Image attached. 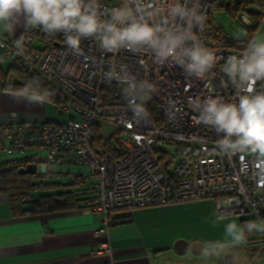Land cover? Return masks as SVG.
Instances as JSON below:
<instances>
[{
    "label": "built area",
    "instance_id": "1",
    "mask_svg": "<svg viewBox=\"0 0 264 264\" xmlns=\"http://www.w3.org/2000/svg\"><path fill=\"white\" fill-rule=\"evenodd\" d=\"M215 1L195 0L206 19L193 32L217 58L203 77L189 75L171 60L158 63L151 52L105 51L95 38L82 39L81 51L74 53L64 43L62 32L49 36L39 27H25L18 39L0 32V64L9 63L10 69L41 81L60 114H69V120L50 124L16 122L17 114H10L11 122L0 126V156L8 157L0 162V172L35 165L36 175L46 178L54 174V167L66 164V155L73 156L70 163L89 167L90 173L65 176L74 181L92 178L94 195L83 209L101 218L97 236L108 235L117 212L197 200H212L218 216L246 217L243 224L264 221V178L259 163L246 153L219 154L216 141L220 136L197 122L195 108L196 101L210 96L235 100L236 89L222 69L229 56L243 55L251 39L264 37V0H233L243 6L236 14L243 37L236 39L210 26ZM247 2L261 5L246 9ZM100 3L103 10L120 7L123 0ZM171 3L144 0L150 22L166 15L164 9ZM21 39L17 48L16 41ZM110 73L154 86L147 99L152 106L145 102L147 120L134 118L129 101L139 103V99L126 95L127 85L110 78ZM256 87H262L260 82ZM5 90L20 92L14 86ZM104 119L113 120L115 132L108 140L111 144L94 151L91 129ZM229 200L231 205L225 206ZM89 259L115 264L109 239L93 248Z\"/></svg>",
    "mask_w": 264,
    "mask_h": 264
},
{
    "label": "clouds",
    "instance_id": "2",
    "mask_svg": "<svg viewBox=\"0 0 264 264\" xmlns=\"http://www.w3.org/2000/svg\"><path fill=\"white\" fill-rule=\"evenodd\" d=\"M164 10L166 15L160 16L158 22H150L145 14L144 0H123L120 7L103 10L100 0H0V32L12 34L18 26L39 27L49 36L62 32L64 43L74 53L81 51L82 39L95 38L105 51L151 52L158 63L171 60L189 75L203 77L215 66L217 59L193 32L196 26L203 25L206 17L199 12L195 0H172ZM22 43V39L17 40V48ZM222 71L236 89V98L225 102L222 97L210 96L203 102L196 101L197 122L220 136L216 141L219 154L253 156L264 178V37L251 39L243 55L229 56ZM109 76L127 85L126 95L139 99V103L129 101L134 118L147 120L149 113L145 101L154 86L147 81L136 82L134 77L112 73ZM257 82L262 86L259 89ZM11 94L17 100L24 99L32 104L45 103L52 95L47 90H39L35 81ZM231 203L229 200L225 206ZM224 218L220 215L217 220ZM254 230L264 232V221H249L243 225L230 222L225 226L226 237L230 238L227 243L232 247L245 244L246 233ZM223 247L220 243L206 244L204 255L218 256L217 249Z\"/></svg>",
    "mask_w": 264,
    "mask_h": 264
},
{
    "label": "crops",
    "instance_id": "3",
    "mask_svg": "<svg viewBox=\"0 0 264 264\" xmlns=\"http://www.w3.org/2000/svg\"><path fill=\"white\" fill-rule=\"evenodd\" d=\"M23 27L18 26L11 35L20 38ZM4 64H0V126L11 122L12 113L17 114L16 122L55 123L45 116L46 103L17 100L5 90L7 86L15 87L18 79L17 82L16 79L10 82V65L4 68ZM66 156V164H71L74 157ZM90 184L87 182V186ZM207 202H211L208 208L214 215V202ZM135 211L115 213L108 235L97 236L101 218L88 214L82 207L51 214L13 217L8 195L0 194V264H97L89 259V254L107 239L115 254V264H179L176 255L188 254L190 250L179 254L175 246L147 243L142 230L136 226L133 237L125 233L126 228L131 227L129 223L141 214ZM128 216L129 219L126 218ZM188 243L191 245V242ZM216 258L215 264H223L220 253Z\"/></svg>",
    "mask_w": 264,
    "mask_h": 264
},
{
    "label": "rangeland",
    "instance_id": "4",
    "mask_svg": "<svg viewBox=\"0 0 264 264\" xmlns=\"http://www.w3.org/2000/svg\"><path fill=\"white\" fill-rule=\"evenodd\" d=\"M223 2L228 3L229 0H221V4ZM213 17L215 27L221 30L224 35L226 34L232 39L243 37V29L237 18L228 13L227 10L218 9L215 11ZM4 66V68H8L9 63H5ZM10 75V82L15 79L17 82L18 74L13 69H11ZM45 103V116L48 119L54 122L69 120V114L61 115L54 103L50 101ZM97 126H99L100 135L104 141H108L115 132L113 120L111 119L100 120ZM16 157L18 155L13 156V158ZM7 158V156L1 155L0 162H4ZM89 173V167L74 166L67 163L63 166L54 167L53 178L49 179V181L68 184L71 181L69 175L88 176ZM65 174L69 175L65 176ZM86 181L88 184L92 183V178L87 177ZM36 195L38 196L37 193ZM209 203L204 200H197L182 204L138 209L141 214L137 218L134 216L135 221L129 223L131 227H127L125 233H129V236L133 237L132 235L136 226V228L138 227V229L142 230L147 243H156L162 247L172 246L174 248L177 241L200 242L204 245V248L209 243H220L224 244V247L217 249V251L223 256V264L228 258H232L231 264H264V238L257 241L252 240L251 237H247L245 244L235 247L227 243L230 238L226 237V224L234 221L238 225H241V221L246 217L234 216L217 220L218 214L214 212L213 215L208 208ZM138 211L136 210L135 212ZM259 234H264V232L256 231V235ZM176 258H178L176 260H178L179 264H215L217 260L216 255L206 257L203 252L200 256H193L190 251L185 255H176Z\"/></svg>",
    "mask_w": 264,
    "mask_h": 264
},
{
    "label": "trees",
    "instance_id": "5",
    "mask_svg": "<svg viewBox=\"0 0 264 264\" xmlns=\"http://www.w3.org/2000/svg\"><path fill=\"white\" fill-rule=\"evenodd\" d=\"M212 5V10L209 14L210 26L214 24L213 15L216 10L225 9L232 16L236 17V14L243 8L242 4H234L233 0H229L228 3L223 2V4L219 0H216ZM257 5L259 6L261 4L247 2L245 6L246 9H251V7ZM219 32L221 35L223 34L221 30ZM15 72L18 74V83L15 85L18 90L22 91L30 81H35L39 90H47L50 92L41 81L18 71ZM49 101L54 104L56 102L52 95L47 102ZM145 102L149 106H152L147 100ZM91 131L90 143L94 151L103 147L105 143L107 145L111 144V142L102 139L99 126H94ZM20 171L16 166L0 172V194L8 195L13 217L51 214L54 212L78 209L79 207L83 208L85 202L94 195L95 190H93L92 183L87 186L86 179L81 177H78L76 181L70 179L71 181L68 184H62L50 182L49 179H52L53 175L43 178L38 174L22 175ZM126 218L129 219L130 217L128 216ZM243 222L244 220L241 221V225H243ZM246 236L251 238L253 236L252 239L257 241L263 238L262 234L252 235L246 233Z\"/></svg>",
    "mask_w": 264,
    "mask_h": 264
},
{
    "label": "water",
    "instance_id": "6",
    "mask_svg": "<svg viewBox=\"0 0 264 264\" xmlns=\"http://www.w3.org/2000/svg\"><path fill=\"white\" fill-rule=\"evenodd\" d=\"M250 12H255V11L250 10ZM214 29L216 31L219 30L217 27H214ZM36 171H37V169H36L35 165H28V167H26L25 169H22L20 171V174H22V175H35ZM174 246H175V251L179 254H185L188 252V250H190L195 255H200V253L203 252V248H204V245H202L200 242L199 243L195 242V243L189 245L188 242L177 241ZM196 248H197V250H196ZM198 248H200V250H198ZM231 263H232V258H228L224 262V264H231Z\"/></svg>",
    "mask_w": 264,
    "mask_h": 264
},
{
    "label": "flooded vegetation",
    "instance_id": "7",
    "mask_svg": "<svg viewBox=\"0 0 264 264\" xmlns=\"http://www.w3.org/2000/svg\"><path fill=\"white\" fill-rule=\"evenodd\" d=\"M194 243V242H193ZM193 243H191V244H193ZM190 245V244H189Z\"/></svg>",
    "mask_w": 264,
    "mask_h": 264
}]
</instances>
